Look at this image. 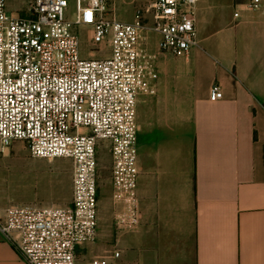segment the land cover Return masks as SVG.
<instances>
[{
  "label": "built area",
  "instance_id": "built-area-1",
  "mask_svg": "<svg viewBox=\"0 0 264 264\" xmlns=\"http://www.w3.org/2000/svg\"><path fill=\"white\" fill-rule=\"evenodd\" d=\"M74 15H68L70 2ZM199 0H153L152 23L138 12L118 19L109 0H32L26 16L7 11L0 0V147L26 144L32 157L67 158L73 165V199L68 206H9L0 233L27 264H77L76 249L98 232L99 142L110 143L114 226L140 221L137 192V101L154 94L158 72L144 48L150 34L158 49L186 57L200 42ZM264 14V0H245L234 13ZM95 44L108 42L110 55L81 54L78 30ZM212 99L223 98L218 84ZM122 252L91 264H123Z\"/></svg>",
  "mask_w": 264,
  "mask_h": 264
},
{
  "label": "crops",
  "instance_id": "crops-1",
  "mask_svg": "<svg viewBox=\"0 0 264 264\" xmlns=\"http://www.w3.org/2000/svg\"><path fill=\"white\" fill-rule=\"evenodd\" d=\"M139 1L109 3L121 21L140 12L150 23ZM244 1L199 0L200 44L177 62L180 76L156 67L155 93L137 101L140 221L114 226L111 181L77 264L110 259L113 248L123 264H264V14L236 19ZM213 84L223 98L210 97ZM8 207L0 203V219ZM0 264H27L1 233Z\"/></svg>",
  "mask_w": 264,
  "mask_h": 264
},
{
  "label": "rangeland",
  "instance_id": "rangeland-1",
  "mask_svg": "<svg viewBox=\"0 0 264 264\" xmlns=\"http://www.w3.org/2000/svg\"><path fill=\"white\" fill-rule=\"evenodd\" d=\"M229 0H220L228 5ZM32 0H7V11L19 16L26 15ZM153 0H141L139 6H148ZM74 2L71 1L68 15H74ZM233 12V7L230 9ZM152 14V11H151ZM153 18H150V23ZM81 39V54L89 58V52L95 51L96 58L110 55L108 42L95 44L90 39L89 31L78 30ZM158 36L150 34L144 41L147 52L153 53L154 63L162 76L177 79V62L182 60L168 52L157 48ZM98 160V191L101 197L109 193L111 183L112 155L110 143L106 140L99 142ZM73 199V165L67 158L41 159L32 157L26 144L15 141L4 151L0 147V203L7 206H66ZM115 248H113V251Z\"/></svg>",
  "mask_w": 264,
  "mask_h": 264
},
{
  "label": "trees",
  "instance_id": "trees-1",
  "mask_svg": "<svg viewBox=\"0 0 264 264\" xmlns=\"http://www.w3.org/2000/svg\"><path fill=\"white\" fill-rule=\"evenodd\" d=\"M22 16H26V15H22Z\"/></svg>",
  "mask_w": 264,
  "mask_h": 264
}]
</instances>
